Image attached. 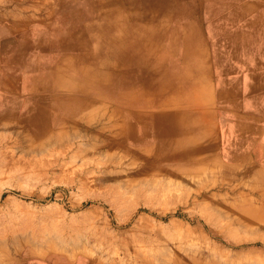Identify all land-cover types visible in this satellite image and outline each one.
<instances>
[{
    "label": "rangeland",
    "instance_id": "374dc122",
    "mask_svg": "<svg viewBox=\"0 0 264 264\" xmlns=\"http://www.w3.org/2000/svg\"><path fill=\"white\" fill-rule=\"evenodd\" d=\"M140 1L141 7L148 2ZM166 1L149 4L170 11L176 2ZM188 6L198 12L197 0ZM158 20L172 29L181 25L159 17L146 24L152 29ZM199 21L190 19L203 43ZM175 46L169 49L171 63L199 64L200 44L192 52L187 47L184 59ZM138 88L126 81V91ZM91 96L57 135L35 139L25 120L1 115L0 264L57 254L92 264H264L263 254L247 249L245 227L231 219L228 194L214 193L198 163L166 162L167 172L138 175L141 163L123 149L126 141L112 144L98 132L118 119L109 110L111 101Z\"/></svg>",
    "mask_w": 264,
    "mask_h": 264
},
{
    "label": "crops",
    "instance_id": "0c3cea01",
    "mask_svg": "<svg viewBox=\"0 0 264 264\" xmlns=\"http://www.w3.org/2000/svg\"><path fill=\"white\" fill-rule=\"evenodd\" d=\"M163 1L167 2H148ZM197 1L198 12L191 15L200 18L204 40L199 64L174 62L173 69L179 73L177 79L196 84L188 92L195 100H183L182 108L172 109L166 121L184 120V129L174 137L183 143L177 149L181 161L198 163L211 177L214 193L228 194L229 215L236 226L245 227L247 249L264 255V0ZM140 3L0 0V114L53 109L58 98L71 103L79 91L77 81H84L98 67L107 79L104 65L115 60L109 53L118 49L121 55L124 46L101 37L92 41V35H99L98 26L110 13L138 17ZM165 11L151 10L155 18ZM138 67L127 64L128 70ZM84 92L90 97L93 91ZM139 109L153 113L160 107ZM27 264L92 262L57 254Z\"/></svg>",
    "mask_w": 264,
    "mask_h": 264
},
{
    "label": "bare ground",
    "instance_id": "6f19581e",
    "mask_svg": "<svg viewBox=\"0 0 264 264\" xmlns=\"http://www.w3.org/2000/svg\"><path fill=\"white\" fill-rule=\"evenodd\" d=\"M145 3H142V7L140 5L142 11L140 17V13L136 15L138 17L134 18L132 13L127 15V13L123 14L116 11L105 17L106 20L102 23L103 27L98 26L99 39L101 37L114 46H124L121 55H119L120 50L118 49L109 53V56H113L115 60L104 65L107 79L102 77L99 71L100 67H98V70L92 72L87 79L77 81L79 91L83 92L76 93L77 99L75 101L68 103L60 101L58 98L53 109L32 108L28 113H12L16 118H25V121L32 126L30 133L33 138H42L50 133L55 135L57 131L60 133V130L68 126L67 123L70 120L76 119L78 107L87 102L88 98L91 99L92 96L83 95L84 91L92 90L95 97L104 96L111 101L112 107L109 110H111L112 116L117 115L118 117L115 123H107L106 131L101 129L102 131L99 130L98 132H104V135H107L105 139L109 143L113 142L112 144L126 141L128 146H124L123 149L128 152L133 151V155L137 154L134 161L141 163V166L137 168L139 169L138 175L141 174L139 171L151 173L158 170L163 173L166 170L167 172L168 169L163 166L164 163L181 161V153L177 149L180 150L183 143L174 137L184 129V120L178 118L175 122L170 123L166 121V118L169 116V112L174 110V107L182 108L178 104H182L183 100L188 101L187 98L195 100L193 96H189L188 92L190 88H195L196 84L194 85V82L183 78H176L179 73L173 69L177 62L172 64L170 61L169 43L171 45L176 44V48L183 47L180 49L182 51L181 57L179 56L181 59H184L183 55L190 51L187 50V47L191 46V52L199 48L200 35L190 22L193 17L191 14L195 13V8L186 5V0L185 3H182V0H173L174 7L171 6L170 11H165L168 14L163 12L164 18L161 16L159 19L165 20L167 24L174 20L181 25L172 29L165 23L163 24L164 21L158 20L154 24H150L152 26L150 29L148 27L149 21L154 18L151 9L152 6H155H151L149 2ZM137 46L139 47L137 48ZM183 61L185 62V60ZM127 64L138 65L139 67L135 70H133L135 67L128 70ZM172 77L175 78L168 80ZM126 81L134 83L140 88L126 91ZM134 105L137 108L133 107ZM146 105H157L160 109L153 113L139 109V107ZM1 115L3 114H0V117ZM77 124L79 123L77 122ZM64 133L66 134V132ZM176 165L178 164H175V167ZM30 250L28 249V251Z\"/></svg>",
    "mask_w": 264,
    "mask_h": 264
}]
</instances>
